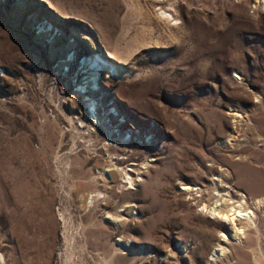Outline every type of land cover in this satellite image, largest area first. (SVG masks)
I'll return each mask as SVG.
<instances>
[{
  "label": "rangeland",
  "instance_id": "1",
  "mask_svg": "<svg viewBox=\"0 0 264 264\" xmlns=\"http://www.w3.org/2000/svg\"><path fill=\"white\" fill-rule=\"evenodd\" d=\"M221 180L264 198V0H0V264H264Z\"/></svg>",
  "mask_w": 264,
  "mask_h": 264
},
{
  "label": "bare ground",
  "instance_id": "2",
  "mask_svg": "<svg viewBox=\"0 0 264 264\" xmlns=\"http://www.w3.org/2000/svg\"><path fill=\"white\" fill-rule=\"evenodd\" d=\"M50 29H48L49 31ZM73 57V56H71ZM108 61H104L100 58V56H93V57H89V58H85L83 61L84 67L83 68H87L86 71L87 72H91L90 76H88L87 78H90V81L88 83V85L86 84H81L79 87L80 91H86V90H92V93H94L97 89H98V82L100 81V77L102 75V73L100 72L101 67H103L104 65L107 64ZM112 63V62H111ZM109 67H115L114 63L109 64ZM112 68V69H113ZM85 101H88L87 103L89 104L88 107H90V112L92 113V118L95 117L97 115V100L93 97H91L90 95L87 96V98L85 99ZM105 124V123H104ZM111 131V129H110ZM127 135V134H126ZM123 135L122 139L123 140H129L130 136H126ZM134 135V134H133ZM126 136V137H125ZM110 160L109 163H111V165H108L109 167L105 170L106 176L109 174V176H107V179H109L110 177H112L115 174H118L121 169H119V167L117 166L118 162L120 161V158L114 157L112 154L110 155ZM115 159H118L116 161H114ZM126 170V171H125ZM122 176L124 178L123 181V185L122 187H126V190L131 189L134 187V180L132 178V176L130 175V173L125 168L122 169ZM121 173V172H120ZM221 177V176H220ZM215 179L220 180L219 176L215 177ZM225 183V182H224ZM223 181L221 180L218 183L214 184V188L212 191V194L210 195V198H212L213 200H203L202 201V205H203V209L205 211H209L212 215H214L215 217L220 218L222 221H227L230 224L233 225V230L231 231V238H233L234 240H236L237 242H243V240L245 239V236L247 234L245 227H241L238 226V221H246L248 222V225L254 227L256 226V222H255V218H256V207L257 208H264V198L263 197H258L256 199H252L250 198L247 194H245L244 192L239 193V195H234L233 193V188H231L229 185H227V189L226 190H221L220 186H223ZM183 190L187 191V192H196V194H198L200 191H202L201 193H199V195L197 196H201L203 197V192L204 189L196 186V185H192L189 183H184L183 185ZM225 186V185H224ZM101 193H98L97 195L99 196ZM102 195H100L101 197ZM105 196V195H103ZM93 196H92V200H93ZM212 201V202H210ZM251 205V206H250ZM127 206H130V204H127ZM116 219H119L117 217H115ZM247 225V226H248ZM222 237H223V241L228 240L229 236L226 233H222ZM225 247L221 246V247H217L214 255H219V256H223L225 253ZM214 264V263H211Z\"/></svg>",
  "mask_w": 264,
  "mask_h": 264
},
{
  "label": "crops",
  "instance_id": "3",
  "mask_svg": "<svg viewBox=\"0 0 264 264\" xmlns=\"http://www.w3.org/2000/svg\"><path fill=\"white\" fill-rule=\"evenodd\" d=\"M262 189H264V185H262Z\"/></svg>",
  "mask_w": 264,
  "mask_h": 264
}]
</instances>
